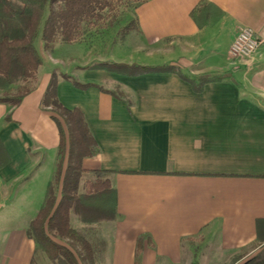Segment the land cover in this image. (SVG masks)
Masks as SVG:
<instances>
[{
	"label": "crops",
	"instance_id": "obj_1",
	"mask_svg": "<svg viewBox=\"0 0 264 264\" xmlns=\"http://www.w3.org/2000/svg\"><path fill=\"white\" fill-rule=\"evenodd\" d=\"M129 19L137 29L110 40L133 42L129 54L77 65L76 80L48 57L20 105L0 103L9 157L1 166L0 149V264H53L28 231L57 164L60 132L43 106L55 70L58 100L81 110L97 143L83 177L109 180L117 194L114 221L85 224L71 215L95 264H230L243 256L242 264L264 246V0H150ZM241 28L263 42L251 59L230 55ZM89 40L77 46L104 42ZM141 52L157 62L138 66L176 65L185 78L92 69L137 65ZM201 80L211 81L197 91L191 81Z\"/></svg>",
	"mask_w": 264,
	"mask_h": 264
},
{
	"label": "trees",
	"instance_id": "obj_2",
	"mask_svg": "<svg viewBox=\"0 0 264 264\" xmlns=\"http://www.w3.org/2000/svg\"><path fill=\"white\" fill-rule=\"evenodd\" d=\"M141 5L150 0H131ZM124 0H0V103L18 106L33 88L21 87L16 95L10 92L19 84L36 80L47 60L46 52L59 44L62 52L77 47L78 43L103 33L99 24L115 12ZM135 7V8H136ZM134 8V9H135ZM119 27V23L116 25ZM137 29L130 20L121 38ZM53 47V48H52ZM55 49L53 54L56 53ZM64 53L57 54L59 59ZM92 69L104 70L126 77L173 73L184 77L179 66H138L120 63H99ZM64 79L70 80L68 75ZM185 78V77H184ZM211 80L191 83L197 91ZM89 88L94 85H79ZM58 76L54 71L43 99L44 108H50L52 119L60 132L56 171L49 182L43 205L32 222L28 236L32 238L53 264H95L92 245L71 226L75 214L85 224L111 222L117 218V194L109 180L86 182L82 191L84 173L82 163L94 156L96 140L80 109L65 108L57 97ZM10 120V118H7ZM4 161L9 157L0 141ZM68 242V243H66ZM80 249L79 251H77ZM243 256L231 264H238ZM242 264H264V246L261 251Z\"/></svg>",
	"mask_w": 264,
	"mask_h": 264
},
{
	"label": "rangeland",
	"instance_id": "obj_3",
	"mask_svg": "<svg viewBox=\"0 0 264 264\" xmlns=\"http://www.w3.org/2000/svg\"><path fill=\"white\" fill-rule=\"evenodd\" d=\"M136 5L137 4L134 1L124 0L123 5H121L118 9H116L115 12H112L103 23L99 24V27H101L100 30H102L103 33L100 31L99 33H97L98 35L91 37L89 41L94 39V41L96 42L98 40V37L100 36L101 38L104 39V42H101V43L94 42L95 44H93L91 50L89 46H86L84 48L77 46V47L67 48L65 49L64 52L57 50V52L53 54L54 49L56 48L59 49L58 45L56 44L54 48L52 47L53 49H50L48 52H46L47 58L50 57L52 59L53 58L58 59L57 54L64 53L65 55L64 58L63 59L61 58L60 60H58L59 64L56 69L57 73L60 75L62 73H65L66 70H68L69 72L71 69L70 76H73V79L76 80L79 77V74L76 71H75L76 73L74 72L75 70L74 68L77 65L86 66V65H89L91 62L97 63L98 61H96L95 59L97 58V56H100V54H106L107 56L124 55V54L126 55L127 53L129 54L131 50H135V45L131 41L128 43L125 42L124 44L122 43L112 44L110 40H112L113 36L115 37L117 36V38L121 37L122 31L124 30L128 22H130L129 17H131V15L133 14L134 8L136 7ZM117 23H119L120 25L119 27L116 26ZM105 34L107 35L105 36ZM132 60L137 65H143L145 62H148L150 64H155L154 62H157V61H152V60L147 59L145 56V52H141L140 54H134V58ZM46 69L47 67H44L42 69V71L39 73V77H41V75L44 72H46ZM37 79L33 80L32 82H28L26 84L17 85L16 88H13L10 94L16 95L19 88L23 86L28 87V88H34ZM55 171H56V165L54 164V172ZM42 177L37 184V188H40L39 190H41L44 186L43 184H45V178L43 179ZM86 181H87V178L83 177L81 186L84 187V183ZM73 226L75 230L79 231L78 228H80V224L77 218L73 219ZM79 250L80 249H78L77 251Z\"/></svg>",
	"mask_w": 264,
	"mask_h": 264
},
{
	"label": "built area",
	"instance_id": "obj_4",
	"mask_svg": "<svg viewBox=\"0 0 264 264\" xmlns=\"http://www.w3.org/2000/svg\"><path fill=\"white\" fill-rule=\"evenodd\" d=\"M263 42L250 28H241L231 47L230 55L234 59H251L261 48Z\"/></svg>",
	"mask_w": 264,
	"mask_h": 264
}]
</instances>
